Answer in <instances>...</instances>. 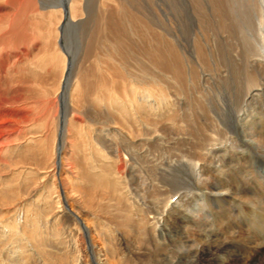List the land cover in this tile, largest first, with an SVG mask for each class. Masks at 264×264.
Segmentation results:
<instances>
[{
    "label": "bare ground",
    "instance_id": "obj_1",
    "mask_svg": "<svg viewBox=\"0 0 264 264\" xmlns=\"http://www.w3.org/2000/svg\"><path fill=\"white\" fill-rule=\"evenodd\" d=\"M33 1L32 31L21 35L23 43L46 39L57 53L50 50L31 58L21 52L9 59L6 41L19 34L16 25L25 12L21 6L29 2L0 6L2 206L14 203L12 214L21 213L26 197L48 188L37 199L47 215L41 225L54 220L58 229L64 213L73 220L70 230L58 229L57 236L68 232L72 238L57 264H264V239H254L247 229L254 228L253 222L232 230L226 225L227 214L206 217L204 211L212 208L200 195L241 199L264 211V170L259 173L253 166L260 162L264 169V0H203L202 34L191 55L176 51L177 42L171 45L164 34L148 37L146 47L144 35L150 27L134 18L127 0L94 1V18L93 0ZM92 20L94 30L85 32ZM76 26L82 27L79 49L71 57L65 42L68 30ZM210 31L241 34L232 45L229 82L223 88L209 85L213 77L202 68L206 62L221 64L226 59L208 45L205 32ZM14 69L18 75H11L15 79L9 85L8 72ZM46 71L52 75H41ZM141 75L149 77L150 85L138 88ZM119 79L129 86L123 83L121 88ZM25 86L34 89L23 92ZM172 88L179 93L195 88L196 100L179 109ZM35 93L46 98V114L21 112L27 111ZM222 95L229 98L230 111ZM92 103L100 105L104 115L89 112ZM230 160L238 169L236 181L226 178ZM144 163L151 170L147 175L154 176L147 184L135 173ZM84 212L109 221L117 232H107L106 223L94 231ZM95 234L103 244H96ZM243 236L252 258L238 249L236 241Z\"/></svg>",
    "mask_w": 264,
    "mask_h": 264
},
{
    "label": "rangeland",
    "instance_id": "obj_2",
    "mask_svg": "<svg viewBox=\"0 0 264 264\" xmlns=\"http://www.w3.org/2000/svg\"><path fill=\"white\" fill-rule=\"evenodd\" d=\"M18 1L19 0H12V1L11 0L10 1L0 0V6L1 5L3 6L4 4H6V5H4L3 7H10L12 5L17 6ZM27 1L29 2V4ZM90 1H92V0H89V2ZM94 1H96V0H93V2H92V9L94 11L93 18L97 16L95 9L98 6L97 2H94ZM127 1H129V5H130L129 10L132 13V15H134V18L138 19L140 22L141 21L143 23L145 22V24H147V26L151 28V29L150 28L146 29V30H148V32L146 31L147 33H146V35H144V37H146V39L144 40V44L146 45V47L149 45L148 42L153 36H157L158 34L159 35L164 34V36L167 38V40H169L168 43H170L171 45H174L177 42L176 43L177 47H175V49H177L176 51L179 50L180 53H183L185 55H191L194 53L195 49L198 48L199 40H200L201 34H202V31H201V29H202L201 25L202 24L200 21V15H202V14H200V13H201L202 4L207 3V1L206 2H203V0H148V1H146V0H136V1L135 0H127ZM32 2L34 4L33 0H31V1L26 0V2L24 4H28L29 7H28V5H22L21 6V7H23V8H21V10H22L21 12L25 11L23 13V16L26 19H23L24 17L21 14L22 18L20 19V22H18L16 25L17 30H18L20 35L17 34V32L16 33L14 32L15 34L13 33L14 35H11L10 39L8 37V39L6 41L7 47H9V53L7 52L9 59H12L13 57L15 58L16 56H18V57L22 56L23 53H25L27 56H30L31 58H36V57H42L43 55H45L46 52H50V50L56 52V50H54V48H52V46H51L52 44L48 43V41L46 39H40V38L37 39L36 38L38 40V42H37V40L32 39V40H29L31 42L27 41L28 43L27 42L23 43V40H22L23 36L21 37V35H23L24 32L29 33L32 31V28L29 24V22H31L29 11H31V9L33 8ZM140 3H142V4H140ZM145 3H146V5H145ZM109 4H112V2H110ZM150 7L153 9L154 12L152 11V9ZM24 8H25V10H23ZM28 8L30 10H27ZM196 8H198V9H196ZM132 9H134V10H132ZM193 13H194V15H193ZM27 18L29 19V21H27L28 20ZM163 20H165V21H163ZM24 23H27V24H24ZM155 23H156V25H154ZM21 24L24 26H22ZM92 25H94V26H92ZM18 26L20 28L23 27L21 29L22 31L19 30L20 28H18ZM95 26H96V23H94L92 20L91 23H89V25L86 26L88 28L85 27V32H88L89 30L93 31L94 30L93 27H95ZM152 26H154L155 28ZM24 27H25V29H24ZM119 28H121V27H119ZM128 28H129V26H128ZM163 28H167L170 31L171 35L174 33V34H178L180 37L178 36L177 38H174V36L166 35L163 31ZM172 28H173V30H172ZM81 29H82L81 26H76V27H73L72 29L68 30V33L70 35H69V37H67L66 42L64 41L65 44H67L66 46H67L68 50L70 51L71 57L76 56L75 54L77 53V51L79 49V39L80 38L78 36L80 35ZM123 29H121L122 35L125 37V35L128 32H130L131 30L129 28V30L127 32L126 30H123ZM171 31H173V33ZM205 33H206V36L208 38V43H209L208 45L215 50L214 52L216 54L219 55L222 52L226 59H224V61L221 64H215V63L213 64L210 61L206 62V64L202 68H204L213 77L212 79L208 80V82L210 83L209 85H212V87L213 86H221V88H223V86H228L227 83L229 82L228 69H229V66L231 63V59L234 56L233 52L231 50L232 45L235 43V41H237V38H239V39L241 38V34H239V32L235 33V35L230 34V33L226 34V33H222V32H219V33L215 32L214 33L213 31L212 32L211 31L205 32ZM16 34H17V36L15 39ZM18 37H20L19 41L17 40ZM13 38L15 39V42H18V43H15ZM147 39H148V41H147ZM134 40H135L134 43H137V42L140 43L138 38H134ZM15 48H17V49H15ZM133 48L134 47L131 46V49H133ZM21 52H23V53H21ZM215 53H213V56H212L213 58L215 57ZM147 70H148L147 72H149L148 68H147ZM17 72L18 71L15 69L11 70V72L10 71L8 72L9 85L15 79V77H12V76L17 77V75H18ZM136 73L138 74L139 71L136 70ZM19 74L23 75V72L20 71ZM45 74L52 75V73H50V72L47 73V71L41 73V75H45ZM221 75L222 76L224 75L225 77L223 76V78H222ZM146 76L147 75L139 76V79H138L139 84H137L138 88H142V86H145V85L147 86V84L150 85L149 77L148 76L146 77ZM124 80L119 79V82H120L119 84L121 85L123 83H126V85L129 86V84H127L129 81H124ZM141 82L142 83L144 82L143 83L144 85L141 84ZM107 84H109V85H107ZM107 84L106 85L109 87L111 85V82H107ZM199 84H200V82H199ZM121 88H122V85H121ZM23 89H24L23 92H29V91H32L34 88L29 87V86H25V87H23ZM173 89L175 92L173 91ZM195 90H196L195 88L192 89V91H190V92H187V91L185 92L183 90V92L180 91V93H179V92H177L178 90L176 91V88H172L170 91H171V94L173 95L172 98H175V102H177L178 108L181 109L184 106L186 108L187 106H189L188 104L191 101L193 102L196 100ZM211 92L212 91H210V93ZM176 95H177V97H176ZM192 95H193V97H192ZM222 98L225 99V101L223 102V105L225 104L224 108H226V110L230 111L229 98L226 95H222ZM45 100H46V98L44 96L42 97V96H39L38 94L35 93L34 97L30 100L31 103L29 104L27 111L24 110L21 112H25V113L30 112V113L36 114V115L37 114H41V115L46 114L47 111H45ZM176 100H179V101H176ZM33 101L41 102L42 104L38 106V103H34ZM184 102L187 104H185ZM101 109H102V107L100 105H95L93 103L87 107V110L89 112L94 113L95 115L103 114ZM80 119H81V121H83V123L87 122L86 117L84 118L83 116H80ZM114 141H115V143L119 142V136H118V138H115ZM93 153H95V152H93ZM227 155H229L228 152H227ZM247 155L248 154L244 153V156H247ZM227 162H229V156L226 158L225 164ZM256 163L257 164H255L253 166L259 171V173H263L262 170H264V169L262 166H260V165H262V163H260V162H256ZM244 164L249 165V163H245V162H244ZM145 165L148 168L145 167ZM142 169L144 171L140 172ZM225 169L231 170V171L229 170V174H228V176H226V178L229 181H232V179H234V177H236L237 173H238L236 163L230 160V164ZM141 170L139 169V170H137V172H135L139 176V177H137L138 180H140L141 182L143 180V183L146 182V184L148 182L150 183V181H152V178H154V176H153V174L149 175V174H151V170H150L148 164L144 163L141 166ZM148 171H150V173L147 175ZM142 173H143V175H142ZM230 173H231V175H230ZM4 175H6V174H4ZM71 178L72 177L69 176V181L74 182L75 180H73V178L72 179ZM263 178H264V176H263ZM234 181H236V178L234 179ZM148 185H150V184H148ZM79 186L82 187L79 184L74 185V187H79ZM2 187H3V185H2ZM47 192H49L48 188L46 186H43L39 189L38 194L36 196L26 197V204H27L26 206L27 207H25L21 213H14L13 212V214H12L11 209H12V206H14V203L9 204L10 206L4 207V206H2V204L0 202V264H57L58 263L59 260H58L57 256H60L64 253V249L66 248L65 246H67L66 243H68V240H71V238H72L69 235L70 233L67 234L68 232L62 236H60V235L57 236L58 229L59 228L65 229L68 227L70 230L71 226L73 225V220L68 214L64 213L63 216H61L57 220V221H59V225H58L59 228L58 229H56V227H55V221L54 220H51L48 224L44 225L45 227H43V225H41V224H43V222L47 218V215H45V213L42 211L41 205H38L39 203H37V199L45 196L47 194ZM140 193L141 194L144 193L143 195L147 197V195H145V192L140 191ZM200 195L203 196L204 202L210 204V208H212L210 210V211H212V213L209 210L204 211V214L206 217L216 219L221 214H227L230 217L229 218L230 220L228 223L226 221V225H228V227H230L232 230H238L239 225L242 226V223L245 224V222H248V223L253 222L254 228L247 227V229L249 230V235L251 237L253 236L254 239H261V240L264 239V228L258 225V222L260 224L264 225V216H263L264 211L261 210V208H259L258 206H256L253 203H250L248 201H243L241 199H239L238 201L231 200L228 196H226V198H223V197L214 198L212 195H210L207 192H201ZM193 197L196 198V195H194ZM190 198H192V197H190ZM231 214L233 216H231ZM26 217H27L28 221L26 220ZM82 217L85 219L86 223L91 228H93L94 231L96 229L98 230L99 226H105L104 225L105 223H106L107 227L109 225L107 232L114 231L116 228L109 221H107L101 217H99L100 219H98V217L96 215H92V214H89L87 212H84ZM239 219L242 220V222ZM36 220H38L40 222L39 227L33 226V224ZM230 221H231V223H230ZM234 221H235V223H234ZM13 222H15V223H13ZM7 224H9V225H7ZM37 230H38V232H37ZM116 230H118V229L116 228ZM116 230H115V232H117ZM39 231H41V232H39ZM65 237H67V238H65ZM95 239H96L95 241H96L97 245H101L104 243V241L101 240L99 235H96ZM242 239H240V240L238 239L236 241L238 249L244 250L245 253L247 252L246 256L249 258H252L254 252H253V250L250 249L251 247L246 242L247 238L245 236H243ZM64 243H65V245H64ZM165 245H167L168 247L171 246L170 241H167ZM60 249H62V251ZM172 253H175V251L172 250ZM53 256H55V257H53ZM45 257H47V258H45Z\"/></svg>",
    "mask_w": 264,
    "mask_h": 264
}]
</instances>
